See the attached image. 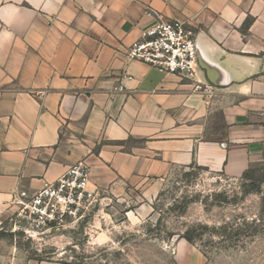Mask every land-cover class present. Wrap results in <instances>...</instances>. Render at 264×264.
Returning a JSON list of instances; mask_svg holds the SVG:
<instances>
[{"label":"crops","instance_id":"0c3cea01","mask_svg":"<svg viewBox=\"0 0 264 264\" xmlns=\"http://www.w3.org/2000/svg\"><path fill=\"white\" fill-rule=\"evenodd\" d=\"M147 8L191 25L214 60L225 56L226 86L210 82L199 58L212 97L130 60L157 22ZM82 160L92 189L140 190L139 217L177 169L264 162V0H0V218L16 195ZM179 245L178 264H202Z\"/></svg>","mask_w":264,"mask_h":264},{"label":"rangeland","instance_id":"374dc122","mask_svg":"<svg viewBox=\"0 0 264 264\" xmlns=\"http://www.w3.org/2000/svg\"><path fill=\"white\" fill-rule=\"evenodd\" d=\"M99 192L83 221L48 236L29 239L14 212L1 217L4 264H178L186 234L202 264H264V162L243 171L177 169L147 217L136 213L140 190Z\"/></svg>","mask_w":264,"mask_h":264},{"label":"built area","instance_id":"2783aa9c","mask_svg":"<svg viewBox=\"0 0 264 264\" xmlns=\"http://www.w3.org/2000/svg\"><path fill=\"white\" fill-rule=\"evenodd\" d=\"M145 14L155 15L157 22L132 44L127 57L190 82L197 93L214 96L216 89L199 77L194 28L184 21L166 22L148 8ZM90 184L91 169L82 160L34 194L16 195L12 203L16 226L22 225L25 237L36 239L79 224L100 196L99 190L92 189Z\"/></svg>","mask_w":264,"mask_h":264},{"label":"water","instance_id":"95a60500","mask_svg":"<svg viewBox=\"0 0 264 264\" xmlns=\"http://www.w3.org/2000/svg\"><path fill=\"white\" fill-rule=\"evenodd\" d=\"M196 49L198 52L199 64L203 70L206 71L207 77L211 83L218 87H224L226 84L223 83L221 76L223 75L221 66L225 60V56H221L220 59L214 60L210 50L202 39V34L196 36Z\"/></svg>","mask_w":264,"mask_h":264},{"label":"trees","instance_id":"16d2710c","mask_svg":"<svg viewBox=\"0 0 264 264\" xmlns=\"http://www.w3.org/2000/svg\"><path fill=\"white\" fill-rule=\"evenodd\" d=\"M187 242L189 243H193V237H191L189 234H186L184 237H183Z\"/></svg>","mask_w":264,"mask_h":264}]
</instances>
